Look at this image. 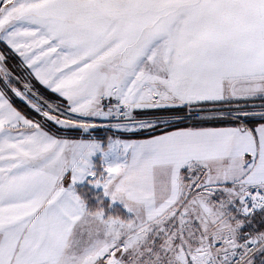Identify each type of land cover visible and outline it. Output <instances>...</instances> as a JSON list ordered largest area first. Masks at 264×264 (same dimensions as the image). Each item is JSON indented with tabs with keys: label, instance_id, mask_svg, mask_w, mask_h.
<instances>
[{
	"label": "snow or ice",
	"instance_id": "snow-or-ice-1",
	"mask_svg": "<svg viewBox=\"0 0 264 264\" xmlns=\"http://www.w3.org/2000/svg\"><path fill=\"white\" fill-rule=\"evenodd\" d=\"M0 264H264V0H0Z\"/></svg>",
	"mask_w": 264,
	"mask_h": 264
}]
</instances>
